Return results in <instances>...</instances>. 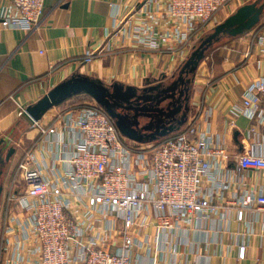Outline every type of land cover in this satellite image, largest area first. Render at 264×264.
Listing matches in <instances>:
<instances>
[{
  "label": "built area",
  "instance_id": "2783aa9c",
  "mask_svg": "<svg viewBox=\"0 0 264 264\" xmlns=\"http://www.w3.org/2000/svg\"><path fill=\"white\" fill-rule=\"evenodd\" d=\"M235 1L147 0L155 5L151 17L125 15L110 37L173 54L213 28ZM45 9L46 0H8L0 9L1 28L35 31ZM153 15L165 30L153 29ZM257 42L264 54V28ZM95 57L88 52L83 63ZM54 108L51 125L42 127L20 107L19 116L29 117L48 145L28 151L18 164L26 189L8 197L1 243L5 264H137L151 228L157 229L155 243L173 251L181 230L226 215L231 189L240 191L239 197L234 194L239 221L246 209L264 213V181L258 192L233 185V156L211 131V109L175 136L139 144L128 143L97 106ZM236 109V116L264 126V77L246 90ZM256 131L252 124L254 144L234 160L238 173L254 171L264 179V139ZM245 252L243 244L239 257Z\"/></svg>",
  "mask_w": 264,
  "mask_h": 264
},
{
  "label": "crops",
  "instance_id": "0c3cea01",
  "mask_svg": "<svg viewBox=\"0 0 264 264\" xmlns=\"http://www.w3.org/2000/svg\"><path fill=\"white\" fill-rule=\"evenodd\" d=\"M7 1L0 0V9ZM146 2L46 0L43 21L35 31L3 29L0 25L2 209L10 194L26 189L17 173L20 160L28 151L43 150L48 145L41 130L33 127L26 116H19L20 107H34L57 86L70 81L92 83L109 95V100H127L125 108L134 111L132 119L135 121V126L130 122L129 129H134L133 132L138 134L130 136L132 139H152L163 126L170 125L178 126V130L169 135L175 136L199 115L202 116L204 111L211 109V131L215 137L224 140L233 156L229 165L233 185L237 188L243 184L245 189L259 191L260 183L264 181L260 173H238L234 157L247 152L254 144L256 137L250 134L252 124L260 138L264 139L263 125L247 117L236 116V108L246 90L252 89L254 83L264 77V54L260 53L257 42L264 28L263 9L255 32L252 29V33L248 31L237 37L220 35L219 41L223 38H227V41H222L217 47L213 46L214 42L208 46L193 72L186 67L206 36L212 35L216 27L240 7L247 4L257 6L258 0H236L216 17L213 28L195 38L187 48L173 54L165 50L145 49L126 38L110 37L116 23L125 15L138 12L149 19V10L154 9L155 5L153 2L146 5ZM152 17L153 29L165 30L164 25L159 23L160 17ZM88 52H95L96 57L85 64L83 60ZM83 94L89 93L78 91L67 101ZM140 99V107L132 105ZM62 104L56 107L63 109ZM168 105L172 108L163 109ZM55 113L56 108H51L42 114L40 125H51ZM140 113L146 118L145 133L139 128ZM132 139V143L144 144ZM12 148L15 152L7 162ZM59 167L64 168V165L60 164ZM238 192V189L228 192V203L232 205L225 209L224 217L195 221L186 228L185 233L181 230L183 233L174 236L173 251L161 249L158 241L155 243L157 229L151 228L149 244L137 251V264H264V213L255 208L246 209L243 221H239L237 215L241 205L237 198L234 199V194L239 197ZM5 215L2 211L0 264H5L1 260ZM243 244H246V252L242 259L239 249ZM149 245L151 251H148Z\"/></svg>",
  "mask_w": 264,
  "mask_h": 264
},
{
  "label": "water",
  "instance_id": "95a60500",
  "mask_svg": "<svg viewBox=\"0 0 264 264\" xmlns=\"http://www.w3.org/2000/svg\"><path fill=\"white\" fill-rule=\"evenodd\" d=\"M262 8H257L254 4H247L240 7L233 15H231L225 22L216 27L215 31L212 35L208 36L201 45L196 49V51L192 54L190 61L187 63L186 67L189 68L190 72H193L197 66L199 61L203 58L204 53L208 46L212 45L214 41L219 40V36L222 34H229L232 37H237L244 34L247 31H251L254 29L261 20ZM87 91L89 94L93 95L97 98L105 107L109 110L111 114L110 107L111 102L108 99L106 93L102 92L97 86L92 83L86 81H70L67 83H63L57 86L53 91L49 93L44 99H42L38 104L34 107H28L27 113L34 120H39L46 111L51 108H54L60 104H62L67 99L71 98L78 91ZM157 90V88L155 89ZM130 94V93H129ZM128 103L127 100H125ZM112 115V114H111ZM110 116V115H109ZM111 117V116H110ZM29 118V117H28ZM114 119L113 117H111ZM30 119V118H29ZM116 126L122 135L130 137L128 134L130 130L126 128L124 125H121L116 122ZM162 132L157 136H154L152 139H139L135 138L132 140L139 141L141 143L153 142L159 138L166 137L175 131L178 130V126L170 125L169 127L163 126ZM15 149L12 148L7 156V162L10 161L11 156L14 154ZM2 189L0 188V193H2ZM1 202V196H0Z\"/></svg>",
  "mask_w": 264,
  "mask_h": 264
},
{
  "label": "rangeland",
  "instance_id": "374dc122",
  "mask_svg": "<svg viewBox=\"0 0 264 264\" xmlns=\"http://www.w3.org/2000/svg\"><path fill=\"white\" fill-rule=\"evenodd\" d=\"M256 4H258L257 6L260 9L262 8L263 12H264V0H258V3H256ZM262 24H264V21L262 22ZM257 29L259 30V26L257 27ZM250 32L252 33L253 31L251 30ZM254 32H255V29H254ZM246 33H249V32L247 31ZM206 37H208V36H206ZM226 39L227 38H223L220 41L219 40L218 41H214V45L213 46L217 47L218 45H220V43H222V41H227ZM109 101L112 103V106L110 107V109H111L110 112H111L112 115L109 113V110L106 109V107L97 98H95L91 94H83L81 96H77V98L73 99L72 101H67L66 100V101L63 102L61 107L62 106L63 107L74 106V105L84 106V105H87V104H91V105H94V106H97V107L103 109L108 115H110L111 117L114 118L113 119L114 122L115 123L117 122L118 125L121 124V122H126V123H128L127 126L130 127L131 126L130 122H133V125L135 126V121H133V119H132V115H134V111H130L128 108H125L126 105H128V103L122 102V100H118L117 98H111ZM118 103L122 104L123 106L122 107L118 106ZM140 103H141V99L137 100V101H134L132 103V105L136 106V107H140V105H141ZM168 107L172 108L171 105H168V106L163 107V109L165 108V110H167ZM138 112H140L139 109H138ZM135 118H137V116ZM158 118H159V116H158ZM156 120H158V119L156 118ZM138 123H139V128L142 131V133H145L144 126L146 124V118L144 116H142V113H140L139 116H138ZM132 131H134V129H132ZM141 135H143V134H141ZM144 136H147V135H144ZM124 137H126V139H129V140H127L128 143H132V141H131V139L129 137H127V136H124ZM4 197H5V195H4ZM4 207L5 208H3L4 209L3 210L2 206L0 205V216L2 214V211L5 212V213L7 212V208H8L7 203H6V206L4 204Z\"/></svg>",
  "mask_w": 264,
  "mask_h": 264
},
{
  "label": "flooded vegetation",
  "instance_id": "af4514ba",
  "mask_svg": "<svg viewBox=\"0 0 264 264\" xmlns=\"http://www.w3.org/2000/svg\"><path fill=\"white\" fill-rule=\"evenodd\" d=\"M125 101V100H124ZM118 104H120V103H118ZM121 105V104H120ZM127 124L128 123H126V122H121V125H124L126 128H128L129 129V127L127 126ZM130 130V133L128 134L129 136H138V134L137 133H134L131 129H129ZM162 132V130H160V132H157L156 134H154V136H157L158 137V135L160 134ZM160 136V135H159ZM152 137V136H151ZM1 172V171H0ZM2 192H3V189H2ZM2 195V193H0V196Z\"/></svg>",
  "mask_w": 264,
  "mask_h": 264
}]
</instances>
